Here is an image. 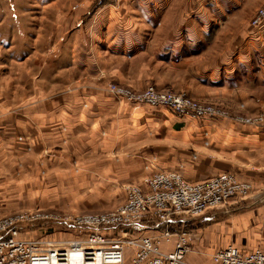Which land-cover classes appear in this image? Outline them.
Listing matches in <instances>:
<instances>
[{
  "label": "crops",
  "instance_id": "1",
  "mask_svg": "<svg viewBox=\"0 0 264 264\" xmlns=\"http://www.w3.org/2000/svg\"><path fill=\"white\" fill-rule=\"evenodd\" d=\"M72 1L84 0H0V161L40 168L42 203L77 212L123 203L124 185L154 172H234L254 189L202 216L196 250H264V125L182 118L108 88L154 85L258 113L264 23L251 19L264 0H88L76 11Z\"/></svg>",
  "mask_w": 264,
  "mask_h": 264
},
{
  "label": "built area",
  "instance_id": "2",
  "mask_svg": "<svg viewBox=\"0 0 264 264\" xmlns=\"http://www.w3.org/2000/svg\"><path fill=\"white\" fill-rule=\"evenodd\" d=\"M251 23L255 27L264 23V4ZM108 88L124 101L167 107L182 118L208 119L228 114L185 93L159 90L153 85L139 91L118 83ZM236 118L246 124L264 125V115ZM253 189L251 181L231 171L201 181H191L178 170L158 171L140 184L126 183V199L112 211L75 216L41 208L17 211L0 217V264H192L188 259L191 232L184 227L173 229L174 220L185 213L202 214L225 206L233 199L249 196ZM59 225L77 236L60 240L49 235H27L30 229L51 232ZM120 229L142 235L125 237ZM128 249L134 250L130 258ZM212 260L215 264H264V250L258 247L243 251L230 245L215 252Z\"/></svg>",
  "mask_w": 264,
  "mask_h": 264
},
{
  "label": "rangeland",
  "instance_id": "3",
  "mask_svg": "<svg viewBox=\"0 0 264 264\" xmlns=\"http://www.w3.org/2000/svg\"><path fill=\"white\" fill-rule=\"evenodd\" d=\"M85 1H88V0H84L82 2L77 1L76 3L72 1L71 3L72 4L74 3L71 7L72 10L76 11L79 9V7L81 8V6L84 5ZM159 90H163V89H159ZM174 92H177V91H174ZM177 93H184V92H177ZM199 101L207 103V104H213L214 106L219 107L228 113L225 116L216 117L215 119L233 118L235 121L241 122L236 118L237 116H240V117L255 116L256 117V116L264 115V105L261 107V110L256 114H243L241 113L240 110L235 112L231 108L225 107L221 105L220 103L208 102V101H202V100H199ZM239 109L244 110L245 105L240 104ZM3 158H5V160L0 161V217L15 213L17 211L32 209V208H41V209L51 210V212H54V213L75 216V215L85 214V213H96V212L101 213V212L112 211V210L117 209V207H119V205L122 204L121 202L118 204L107 206L106 208L100 209V210H92V211L89 210V211H79V212L68 211L65 209H54V208L49 209L51 208V206H49L48 204L42 203V200L44 199V195H46L47 193L44 192L42 186H40V184L38 183V182H41L43 179L42 170L40 168L37 169L36 167L34 171L30 169L29 173H27L28 171L27 166L29 162L21 161L16 164L15 162H13V159H11V156H6ZM224 207L225 206L216 207V208L207 210L205 213H202V214L200 213V214L193 215V214L185 213L181 216L185 219L184 228L191 232L192 244H191V251L189 253L190 255H195L198 253L201 258H205L206 260H212L213 253H208L207 251L198 252L196 250V247H197L196 242H195L196 232H194V229H198L199 227L200 228L202 227V224H203L202 216L205 215L207 212L223 210L225 209ZM216 220L218 221V219ZM118 231L119 230H117L116 232ZM119 233L122 234L121 231H119ZM27 235L28 237H34V238H40L44 235L45 236L49 235L51 238H57L60 240H66V239L69 240L77 236V234L73 230H70L69 228H66L61 225H59L56 230L54 231L52 230L51 232H46V231H42L39 229H32V230L30 229L29 231H27ZM82 236H85V234H83ZM133 253H134V250L132 249L129 258L133 255ZM192 261H190L192 264H197L196 261H193V262ZM127 263H129V261H127Z\"/></svg>",
  "mask_w": 264,
  "mask_h": 264
}]
</instances>
